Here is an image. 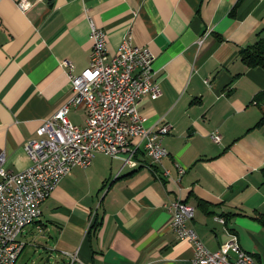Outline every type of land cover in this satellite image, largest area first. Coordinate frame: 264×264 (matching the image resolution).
<instances>
[{
    "label": "crops",
    "instance_id": "0c3cea01",
    "mask_svg": "<svg viewBox=\"0 0 264 264\" xmlns=\"http://www.w3.org/2000/svg\"><path fill=\"white\" fill-rule=\"evenodd\" d=\"M17 1L0 0L5 168L29 165L23 142L72 95L60 62L74 73L87 64L90 23L109 54L124 37L151 54L159 94L136 109L144 127L169 126L161 137L167 155L156 163L137 148L134 168L100 153L72 167L22 229L21 251L29 244L54 264H193L191 245L175 236L163 208L180 200L192 207L186 224L207 249L233 233L264 264V226L254 218L264 216V121L254 126L264 102L251 101L264 90V70L237 56L264 37V0H240L232 14L237 0H26L23 11ZM66 116L82 125L84 110ZM213 130L218 142L208 137Z\"/></svg>",
    "mask_w": 264,
    "mask_h": 264
},
{
    "label": "built area",
    "instance_id": "2783aa9c",
    "mask_svg": "<svg viewBox=\"0 0 264 264\" xmlns=\"http://www.w3.org/2000/svg\"><path fill=\"white\" fill-rule=\"evenodd\" d=\"M17 7L23 11L28 2L18 0ZM88 38V61L78 73L66 61L60 62L65 66L72 95L23 142L29 165L13 172L2 165L0 153V264L15 263L22 248L19 234L38 218L40 203L72 167L88 166L95 153L119 157L122 165L128 167L137 164V148L151 163L167 155L161 137L169 126L161 123L154 129L144 127L136 109L142 97L153 100L159 94L152 76L151 54L144 47L131 44L128 37L109 54L103 31L91 23ZM78 107L84 110L82 125L71 123L66 116L69 108ZM133 137L138 142L131 144ZM208 137L213 142L219 140L215 130ZM174 166L180 175L183 168L177 163ZM163 208L170 216L168 226L175 236L191 245L193 264H259L239 247L233 233L222 248L207 249L186 224L192 211L186 203L172 200ZM216 219L223 221L221 217Z\"/></svg>",
    "mask_w": 264,
    "mask_h": 264
},
{
    "label": "trees",
    "instance_id": "16d2710c",
    "mask_svg": "<svg viewBox=\"0 0 264 264\" xmlns=\"http://www.w3.org/2000/svg\"><path fill=\"white\" fill-rule=\"evenodd\" d=\"M240 0H237L235 4L231 8V14L232 9L237 5V3ZM237 56L239 58V61L244 65L246 68H253V67H259L264 70V37H257L255 41L249 45L240 47L237 50ZM253 103L258 102H264V90L258 91L253 96L252 100ZM264 121V111L259 116L257 122L254 124V126L260 125ZM136 166V165H135ZM135 166L131 167L134 168ZM183 202V201H182ZM200 204V203H199ZM221 218H225L226 214H220ZM261 225L264 226V216L258 215L254 217ZM36 220V219H35ZM224 220V219H223ZM97 218H95L90 226L89 230L96 227L97 224ZM256 259V258H255ZM257 260V259H256Z\"/></svg>",
    "mask_w": 264,
    "mask_h": 264
},
{
    "label": "rangeland",
    "instance_id": "374dc122",
    "mask_svg": "<svg viewBox=\"0 0 264 264\" xmlns=\"http://www.w3.org/2000/svg\"><path fill=\"white\" fill-rule=\"evenodd\" d=\"M37 250L31 245H25L24 249L18 254L15 264H54L53 261L46 262L45 256L39 258L40 253L36 254ZM38 252H41L38 250ZM43 254V253H42Z\"/></svg>",
    "mask_w": 264,
    "mask_h": 264
}]
</instances>
